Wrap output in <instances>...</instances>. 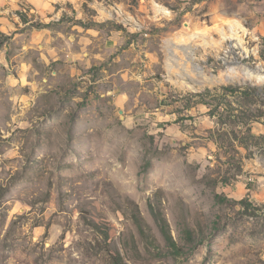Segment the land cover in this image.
<instances>
[{
  "label": "rangeland",
  "instance_id": "374dc122",
  "mask_svg": "<svg viewBox=\"0 0 264 264\" xmlns=\"http://www.w3.org/2000/svg\"><path fill=\"white\" fill-rule=\"evenodd\" d=\"M0 264H264V0H0Z\"/></svg>",
  "mask_w": 264,
  "mask_h": 264
},
{
  "label": "trees",
  "instance_id": "16d2710c",
  "mask_svg": "<svg viewBox=\"0 0 264 264\" xmlns=\"http://www.w3.org/2000/svg\"><path fill=\"white\" fill-rule=\"evenodd\" d=\"M161 229H162V233H163V235L165 237L166 243L169 246H171L174 250H177V252H179V250L181 249V247H179L178 244L173 239L172 235L169 232L167 223L165 222L164 219H162V221H161ZM141 230H143V229L141 228ZM110 253L113 254V256H114V253H112V251H110ZM115 260H116V262H118V258H115Z\"/></svg>",
  "mask_w": 264,
  "mask_h": 264
},
{
  "label": "crops",
  "instance_id": "0c3cea01",
  "mask_svg": "<svg viewBox=\"0 0 264 264\" xmlns=\"http://www.w3.org/2000/svg\"><path fill=\"white\" fill-rule=\"evenodd\" d=\"M29 1H32V2H35V3H39V4H43L44 2L50 1V0H29Z\"/></svg>",
  "mask_w": 264,
  "mask_h": 264
}]
</instances>
